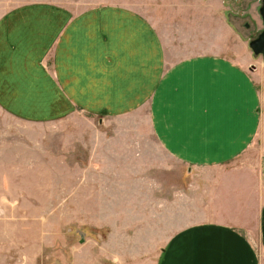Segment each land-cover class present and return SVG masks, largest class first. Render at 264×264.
<instances>
[{"label": "crops", "instance_id": "1", "mask_svg": "<svg viewBox=\"0 0 264 264\" xmlns=\"http://www.w3.org/2000/svg\"><path fill=\"white\" fill-rule=\"evenodd\" d=\"M219 1L163 0L153 17L114 3L82 15L37 4L0 17L1 111L33 124L77 111L89 124L127 116L145 137L146 147H131L136 162L119 167L144 166L139 148L165 178L158 195L155 180L138 187L139 176L122 195L161 204L160 222L143 228L154 264H264L258 75Z\"/></svg>", "mask_w": 264, "mask_h": 264}, {"label": "rangeland", "instance_id": "2", "mask_svg": "<svg viewBox=\"0 0 264 264\" xmlns=\"http://www.w3.org/2000/svg\"><path fill=\"white\" fill-rule=\"evenodd\" d=\"M219 2V12L240 40L236 47L250 54L248 68L258 75L259 113L264 120V62L248 46L262 30L261 0ZM110 3L149 17L162 16L164 10L163 0L150 2V11L146 0H0V17L37 4L82 15ZM34 10L24 13L33 15ZM77 116L33 124L37 121H17L0 110V264H104L114 258L116 264L156 263L157 248L151 254L143 228L160 222L161 216L153 212L161 204L152 194V199L140 200L123 196H131L136 187L131 180L137 176L145 178L138 187H145L146 177L149 184L153 178L157 195L165 178L161 170L146 166V153L139 148L138 162L144 166L119 167L120 162L127 166L136 162L131 147H146L145 137L134 134L127 116L109 121L96 116L89 121L92 124ZM93 127L99 133L90 131ZM131 208H138V213ZM156 235L160 233H154L155 240Z\"/></svg>", "mask_w": 264, "mask_h": 264}, {"label": "water", "instance_id": "3", "mask_svg": "<svg viewBox=\"0 0 264 264\" xmlns=\"http://www.w3.org/2000/svg\"><path fill=\"white\" fill-rule=\"evenodd\" d=\"M262 30L257 34L256 37L248 42V46L253 54L260 55L262 61L264 62V0H261V6L258 9Z\"/></svg>", "mask_w": 264, "mask_h": 264}]
</instances>
